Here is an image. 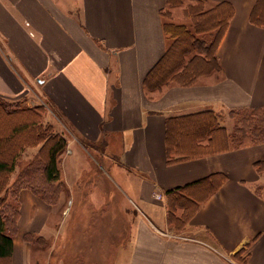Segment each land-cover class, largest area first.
Segmentation results:
<instances>
[{
	"label": "crops",
	"instance_id": "1",
	"mask_svg": "<svg viewBox=\"0 0 264 264\" xmlns=\"http://www.w3.org/2000/svg\"><path fill=\"white\" fill-rule=\"evenodd\" d=\"M223 1L234 16L218 48L221 69L148 93L144 79L170 42L161 14L167 0H0V95H36L50 108L48 120L68 139L59 163L70 187L80 178L72 164H89L92 149L102 151L107 176H123L115 181L141 208L125 264H241L234 255L242 250L244 264H264V169L256 166L264 142L167 162L168 117L213 109L231 132L230 110L264 108V27L250 19L255 0L208 4ZM183 7L171 10L180 17ZM31 149L30 158L38 152ZM215 172L228 178L177 233L165 196L155 193ZM34 193L20 192L12 264H33L27 233L52 237L67 219L57 228L52 216L62 201Z\"/></svg>",
	"mask_w": 264,
	"mask_h": 264
},
{
	"label": "trees",
	"instance_id": "2",
	"mask_svg": "<svg viewBox=\"0 0 264 264\" xmlns=\"http://www.w3.org/2000/svg\"><path fill=\"white\" fill-rule=\"evenodd\" d=\"M183 5V15L189 22H178L171 7ZM164 30L169 36V46L162 58L153 66L144 79L148 93L161 91L171 83L189 86L202 76L221 69L218 48L234 16L232 3L223 1L213 5L208 0H167L162 12ZM251 22L264 27V0H255ZM46 110L10 104L0 97V264H12L14 236L18 231L19 204L16 206V191L29 188L44 201L56 204L47 185L61 186L60 156L67 149L68 140L45 120ZM234 119L230 132L222 123V115L213 109L174 115L166 121V153L170 164L202 157L210 153L227 151L264 142V108L232 109ZM38 148L34 163H29L10 185V177L28 148ZM256 166L264 169V160ZM40 171L42 189H38L33 173ZM28 178V179H27ZM228 178L224 172H215L194 182L166 189L167 223L177 233H183L199 210L201 204L219 190ZM30 180V181H28ZM25 183V184H23ZM47 184V185H46ZM52 188V187H51ZM55 189V188H54ZM56 192V189H55ZM34 245H41L43 236L25 235ZM45 243V240H44ZM244 251L234 257L244 264Z\"/></svg>",
	"mask_w": 264,
	"mask_h": 264
},
{
	"label": "rangeland",
	"instance_id": "3",
	"mask_svg": "<svg viewBox=\"0 0 264 264\" xmlns=\"http://www.w3.org/2000/svg\"><path fill=\"white\" fill-rule=\"evenodd\" d=\"M172 17L178 22H189V19L183 17V15L178 17L176 11L173 12ZM0 97L14 105L18 104L31 108L44 107L46 110L45 120L51 123L48 120L50 108L41 97L36 95L16 98L0 95ZM225 116L224 121L226 124L232 120L233 125L234 119L230 117L229 112ZM228 125L230 127L231 123H228ZM54 129L60 133L55 125ZM4 131L5 129L0 127V133H4ZM94 146L102 148L101 144ZM32 152L33 149L31 148H28L24 152L23 159L20 160L16 166V171L10 177V185H13L18 179L20 169V172H22L29 166V163L35 162L33 160L35 156L30 158L34 154ZM91 153L96 158L93 160L91 157L89 164L80 159L78 162L72 164L73 171L79 170L80 178L71 187L66 184L64 177L61 186L56 187V185L50 186L46 184L48 186L49 196L54 200L58 196L57 203L60 200L62 201V206L52 216L54 218L53 221L57 224V228L60 227L59 223L62 220V216L67 219L62 221L64 226L61 232L59 228L58 233L52 237L46 238L45 234L36 235L43 236L44 239L40 241L42 242L41 245H34L32 243L34 248L33 264L126 263L130 251L131 239L129 240V238L131 223L133 222L134 225L135 218L140 214L141 208L136 205L139 204L138 202L135 204L131 201L128 194L124 191L123 185L121 186L116 182L118 180L121 183L124 180L122 175L116 172L111 177L106 175L108 173L107 171L110 170H108L109 166L106 163L104 164V157H101L102 160L100 159L99 153L102 154V151L99 152L98 150L92 149ZM119 167L116 170H119ZM120 176L121 180H119ZM33 179L37 182V185H42L43 178L40 171L33 173ZM16 184L18 186L16 191V206L19 204L20 207V192L22 188L17 182ZM38 189H42V186L38 185ZM38 197L41 198L40 195ZM41 199L43 200V198ZM52 249L54 250V256L50 255Z\"/></svg>",
	"mask_w": 264,
	"mask_h": 264
},
{
	"label": "built area",
	"instance_id": "4",
	"mask_svg": "<svg viewBox=\"0 0 264 264\" xmlns=\"http://www.w3.org/2000/svg\"><path fill=\"white\" fill-rule=\"evenodd\" d=\"M155 197L161 199L164 197V194H163V192L158 191L155 193Z\"/></svg>",
	"mask_w": 264,
	"mask_h": 264
}]
</instances>
